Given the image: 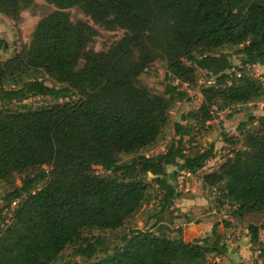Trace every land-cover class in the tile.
Returning a JSON list of instances; mask_svg holds the SVG:
<instances>
[{
	"label": "trees",
	"instance_id": "1",
	"mask_svg": "<svg viewBox=\"0 0 264 264\" xmlns=\"http://www.w3.org/2000/svg\"><path fill=\"white\" fill-rule=\"evenodd\" d=\"M44 1L54 9L38 21L29 44L0 61V180L12 183L0 198V264H52L78 241L83 262L73 264H210L208 253L226 251L218 223L192 242L134 229L111 246L104 236L83 233L123 227L150 201L152 182L162 195V213L181 196L167 167L196 173L215 157L213 144L186 154L191 126L180 122L163 152L139 153L168 123L172 103L188 96L178 88L195 84L197 69L213 84L201 89L199 108L182 120L203 124L213 118L212 107L264 94V81L245 71L264 65V0ZM33 3L0 0V13L18 21ZM74 6L107 30H124L123 36L106 50L92 49L97 32L70 19L67 9ZM225 46L234 50L214 54ZM157 59L165 60L170 79L163 94L138 83ZM41 74L59 86L47 85ZM36 96L55 102L10 107ZM257 120L262 130L242 131V147L201 176L202 185L218 189L244 220L264 213V116ZM120 154L133 157L120 161ZM16 174L22 175L19 185ZM5 211H11L8 219ZM248 232L251 245L259 244V227L251 223ZM98 251L104 256L95 258ZM258 251L263 258L264 248Z\"/></svg>",
	"mask_w": 264,
	"mask_h": 264
},
{
	"label": "rangeland",
	"instance_id": "2",
	"mask_svg": "<svg viewBox=\"0 0 264 264\" xmlns=\"http://www.w3.org/2000/svg\"><path fill=\"white\" fill-rule=\"evenodd\" d=\"M54 6L44 0H34L29 8L23 9L20 19L14 21L0 13V61L11 57L16 52L27 46L31 40L32 33L38 21L51 12ZM70 19L73 22L83 21L90 24L97 32L94 42L90 47L96 51L106 50L110 45L118 41L124 34V30H107L99 24L93 23L78 7L74 6L67 9ZM233 47L225 46L214 51L232 52ZM232 62L236 66V72L241 67L240 57L234 55ZM83 61H79L81 67ZM187 64H189L187 62ZM245 71L255 79L264 81V65L246 66ZM47 85L59 84L52 82L47 75H40ZM170 81L166 76V62L157 59L150 64L139 76L138 83L151 92L163 94L165 85ZM213 84V78L208 77L205 71L196 70V83H183L188 96L184 99L172 103L169 110V120L156 141L139 151L141 154L153 155L163 152L166 146L175 135L174 125L177 122L191 126V134L184 137L186 154H193L207 148L210 144L214 145L215 157L207 160L201 170L196 173H189L185 170H178V167L169 166L166 169L167 178L176 185V190L181 193L179 198L173 200L172 205L159 213L161 209V193L157 191L155 184L150 189L151 199L145 202L124 224L123 227L115 231H101L93 229L85 231L83 236L101 235L106 238L109 245L118 244L123 236L128 235L134 229L158 230L170 238L181 237L186 242H192L197 237H204L211 231L214 223H218L217 232L221 241L227 244L225 256L228 261L217 253H208L207 259L210 264H259L262 259L258 256V248H264V213L258 219L244 220L235 214L236 206L227 202L221 192L212 187L202 185L201 176L203 172L216 170L221 163L232 156L234 152L242 147V131H261L263 126L257 120L264 116V94L244 104H233L222 110L212 107L213 118L203 124L193 120H182L181 116L188 111L197 110L201 104V89ZM188 90V91H187ZM55 101L48 96L30 97L21 104H13L10 107L16 109L22 104L36 108L41 105L46 106ZM251 117L256 119L252 121ZM133 157L132 154H120V161H125ZM95 173L101 174L99 166L94 167ZM22 175L16 174L14 184H20ZM150 180V175L147 176ZM41 186V185H40ZM12 189V183L0 180V198ZM15 204L13 203L11 209ZM11 211H5L6 219ZM254 223L259 227V244L251 245L248 225ZM1 226V225H0ZM239 236V239H238ZM241 240L249 243V251L243 257H238V247L236 241ZM83 242H74L68 245L61 253L58 260L52 264H73L81 263L83 260L78 254ZM250 252V253H249ZM104 256L98 251L95 258ZM216 258H219L217 261ZM94 258H92L93 260ZM242 260V261H239Z\"/></svg>",
	"mask_w": 264,
	"mask_h": 264
},
{
	"label": "crops",
	"instance_id": "3",
	"mask_svg": "<svg viewBox=\"0 0 264 264\" xmlns=\"http://www.w3.org/2000/svg\"><path fill=\"white\" fill-rule=\"evenodd\" d=\"M212 228V227H211ZM219 234V233H218ZM238 239H239V236H238ZM261 239H264V238H261ZM223 242V241H222ZM245 244H242L241 245V240H238V241H236V246L235 247H238L239 245V247H238V253H239V255H238V257H243V259L245 260V258H244V255L249 251V243H247V242H244ZM226 247H227V244H226ZM224 253V255H220V256H222L223 258H224V262L225 261H228V257H226L225 256V251L223 252ZM250 253V252H249ZM216 260L218 261L219 260V258H216ZM239 261H242V260H239ZM259 264H264V257L259 261Z\"/></svg>",
	"mask_w": 264,
	"mask_h": 264
},
{
	"label": "built area",
	"instance_id": "4",
	"mask_svg": "<svg viewBox=\"0 0 264 264\" xmlns=\"http://www.w3.org/2000/svg\"><path fill=\"white\" fill-rule=\"evenodd\" d=\"M179 83V81H178V79H175L174 81H173V84H178ZM184 86H182V87H180V88H178V89H185V88H183ZM186 90V89H185ZM188 91V90H187ZM14 204H15V202H13Z\"/></svg>",
	"mask_w": 264,
	"mask_h": 264
}]
</instances>
